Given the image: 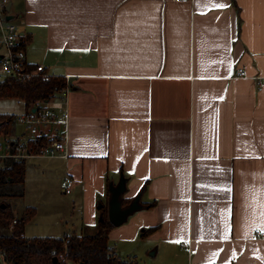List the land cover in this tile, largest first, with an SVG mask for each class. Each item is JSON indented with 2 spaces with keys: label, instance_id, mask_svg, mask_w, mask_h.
<instances>
[{
  "label": "crops",
  "instance_id": "0c3cea01",
  "mask_svg": "<svg viewBox=\"0 0 264 264\" xmlns=\"http://www.w3.org/2000/svg\"><path fill=\"white\" fill-rule=\"evenodd\" d=\"M8 3L26 61L69 88L43 107L67 111L66 156L21 159L61 164L93 201L123 174L122 200L145 209L109 246L139 236L160 264H264V0Z\"/></svg>",
  "mask_w": 264,
  "mask_h": 264
},
{
  "label": "trees",
  "instance_id": "16d2710c",
  "mask_svg": "<svg viewBox=\"0 0 264 264\" xmlns=\"http://www.w3.org/2000/svg\"><path fill=\"white\" fill-rule=\"evenodd\" d=\"M24 41L19 48L24 47ZM64 78L52 77L48 81L39 78L19 80L6 77L0 81V99H18L26 109L30 102L49 100L60 92ZM16 117L0 113V137H9ZM10 138V137H9ZM14 145L17 143L13 142ZM51 143L45 135L27 141L31 154H38ZM14 150V149H12ZM25 159L0 158V253L10 264H140L134 258L122 259L108 244V234L113 228L107 216H101L93 234L64 233L59 237H25L26 223L34 216L35 209L26 207L15 216L7 199L22 197L25 181ZM130 200H122V206ZM151 205V204H150ZM150 205H145L149 207ZM15 220V223L12 221ZM146 231L141 235H146ZM57 258V262L53 259Z\"/></svg>",
  "mask_w": 264,
  "mask_h": 264
},
{
  "label": "rangeland",
  "instance_id": "374dc122",
  "mask_svg": "<svg viewBox=\"0 0 264 264\" xmlns=\"http://www.w3.org/2000/svg\"><path fill=\"white\" fill-rule=\"evenodd\" d=\"M13 22L18 27V20L13 19ZM29 47H31V43L26 49L29 50ZM30 53L35 63H43L41 59H38L41 55H38L35 50L30 51ZM23 106L22 101L18 99H0V113L14 114L16 117L9 137L11 139L19 138L20 141H26L31 137L24 124L17 121L23 112ZM0 144L2 145L0 152H3L6 144L4 137H0ZM48 163L52 162L47 158L28 159L26 161V193L22 198L7 199L15 216L22 214L26 207H33L36 210L35 215L25 225V237H59L64 233L93 234L96 227L86 223V220L91 215H95V220L98 222L101 216L107 214L110 199L109 186L110 184L116 186L120 181V175L115 180H107L105 191L108 194L97 201H93L95 194L90 192L84 194L80 191L79 183L76 184V181L75 185L70 188V192L66 193L62 178L63 172L61 174L62 165H49ZM125 193L126 191L120 195V199H123ZM102 205L104 206L101 207ZM141 209L145 208L141 206L140 209L134 210L123 223L130 222ZM142 238L138 236L130 242L111 239L109 243L110 246H115L113 249L122 259L134 257L140 264L163 263L161 262V253L159 255L151 254L155 245L146 238ZM0 264H5L1 253ZM67 264L74 263L67 261Z\"/></svg>",
  "mask_w": 264,
  "mask_h": 264
},
{
  "label": "built area",
  "instance_id": "2783aa9c",
  "mask_svg": "<svg viewBox=\"0 0 264 264\" xmlns=\"http://www.w3.org/2000/svg\"><path fill=\"white\" fill-rule=\"evenodd\" d=\"M179 3H187L191 0H171ZM8 0H0V81L6 77H14L19 80H30L39 78L42 81H48L53 76L49 74L42 64H29L25 59L24 51L19 48V32L12 22L7 21L6 5ZM240 76L245 75L243 68L238 69ZM68 83L66 82L60 92L65 96L68 93ZM48 101H35L30 104V109L21 115L18 120L24 124L26 130L31 136L45 135L51 139V143L41 149L37 155L29 152L27 142L16 143L6 140L4 151L0 152V158L21 159L31 156L42 157H65L67 143L65 132L68 124L67 111L61 107L60 113H57L53 107L43 108ZM66 101H64V105ZM0 144V149H1ZM14 149V150H12ZM12 150V151H11ZM65 192L69 193L70 188L74 186L75 180L67 178L65 180ZM12 223H15L13 220ZM257 235L264 236L263 232H257Z\"/></svg>",
  "mask_w": 264,
  "mask_h": 264
},
{
  "label": "water",
  "instance_id": "95a60500",
  "mask_svg": "<svg viewBox=\"0 0 264 264\" xmlns=\"http://www.w3.org/2000/svg\"><path fill=\"white\" fill-rule=\"evenodd\" d=\"M9 4V3H8ZM6 10H10V5H7ZM13 15L8 14L6 19H12ZM126 182L127 179L120 174V181L115 186L110 184V199L108 203V211L107 216L110 223L117 226L122 224L127 216L131 214L134 210H138L141 208V204L139 203L140 194L136 195L127 205L122 206V199H120V195L126 191ZM54 262H57V258L53 259Z\"/></svg>",
  "mask_w": 264,
  "mask_h": 264
},
{
  "label": "snow or ice",
  "instance_id": "6c2138e0",
  "mask_svg": "<svg viewBox=\"0 0 264 264\" xmlns=\"http://www.w3.org/2000/svg\"><path fill=\"white\" fill-rule=\"evenodd\" d=\"M226 6L227 5L219 4V3H212L210 5V7H212V8H222V7H226ZM220 98L223 99V97H220ZM249 155H253L254 156V150L252 152H250ZM256 158H258V157H256ZM228 190L230 191V189H228ZM254 199H255V197H254ZM261 207L264 208V204H261ZM259 216H260V220H259L258 228H259V231L264 232V211H261L259 213ZM225 227L226 228L228 227L227 222L225 224ZM223 238L224 239H228V232L227 231H225ZM175 242L179 243L180 241L177 240ZM209 264H212V262H209Z\"/></svg>",
  "mask_w": 264,
  "mask_h": 264
}]
</instances>
